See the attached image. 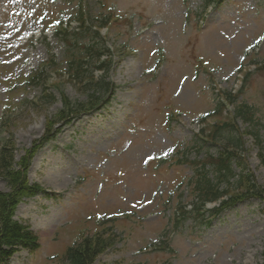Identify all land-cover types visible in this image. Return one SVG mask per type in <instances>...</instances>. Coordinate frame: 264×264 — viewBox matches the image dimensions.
<instances>
[{
    "label": "rangeland",
    "instance_id": "rangeland-1",
    "mask_svg": "<svg viewBox=\"0 0 264 264\" xmlns=\"http://www.w3.org/2000/svg\"><path fill=\"white\" fill-rule=\"evenodd\" d=\"M76 3L0 0V154L12 148L13 170L59 115L61 95L88 101L63 81L49 90L55 100L36 108L41 87L21 79L50 57L60 62L64 46L49 24L73 16ZM86 9L92 20L118 17L101 32L112 51L107 77L117 91L101 111L55 125L58 133L32 155L27 179L44 191L22 200L14 220L32 231L38 248H18L7 264H58L67 246L115 214L117 238L93 264H263L264 203L239 204L209 228L190 220L175 227L173 216L190 203L186 185L194 176L176 160L181 153L190 161L216 154L217 145L236 138L223 132L208 144L197 133L218 92L234 94L245 72L253 73L225 113L240 103L253 109L249 126L236 125L245 132L249 169L264 187V152L250 133L258 132L264 147V0H223L206 12L202 0H87ZM168 106L177 112L171 121ZM0 192H9L3 178ZM154 244L163 249L151 251Z\"/></svg>",
    "mask_w": 264,
    "mask_h": 264
},
{
    "label": "trees",
    "instance_id": "trees-1",
    "mask_svg": "<svg viewBox=\"0 0 264 264\" xmlns=\"http://www.w3.org/2000/svg\"><path fill=\"white\" fill-rule=\"evenodd\" d=\"M212 1L218 4L221 2V0H206V4H210ZM91 52L97 57V60H91L93 65H95L103 50L91 46L86 50V56ZM71 55H73L72 52L69 53V58L67 59L69 79H66L65 82L83 91L88 101L86 103H72L64 95H61L63 107L59 115L55 119H48L47 131L44 138L34 142V146L26 152L22 163L20 162L18 170H13L14 156L12 148L6 147L4 152L0 154V178L5 180L9 189L7 193L0 192V264H7V260L18 246L30 250L37 247V238L33 233L27 227L18 224L12 219L16 206L23 197L34 196L38 192L44 191L37 185H28L26 172L32 155L36 153L46 140L55 136L58 131L57 128H54L55 125H64L82 113L97 109L101 103L108 100L114 93L115 86L106 81L105 78L96 82L86 80L91 75V70L83 69V62L86 58H84V55L72 58ZM80 58L84 59L81 60ZM98 68L100 69L102 66ZM37 79H39V76L35 79L32 78L30 83L34 84V81ZM54 100V96L48 94L44 96L43 101L36 108H43ZM234 116L235 120L251 123L253 113L249 107L241 105L236 107ZM223 132H237V128L234 125L218 121L212 127L210 137L214 140L218 139ZM256 139L258 142V137ZM233 141L235 140H228L227 146H231L230 144L232 143L230 142ZM231 148L224 147L216 158L212 156L206 157V162L203 164L209 163L214 168L216 180L208 178V173L204 171L199 175L200 181L197 180L193 183V193H196L197 198L200 200L199 206L194 207L192 213L194 216L197 215L196 213L200 205L220 199L233 190L235 192L232 195L226 198V200L221 201V207L216 210V213L249 198L264 200V187L253 182V176H242L241 174L239 178L235 179L234 172L232 171V160L235 157L238 159L240 152ZM233 179H235L234 183H231ZM222 182L224 184H221ZM238 189H241V191ZM112 245V238L104 233L83 237L80 242L65 249V253L58 264H93Z\"/></svg>",
    "mask_w": 264,
    "mask_h": 264
}]
</instances>
